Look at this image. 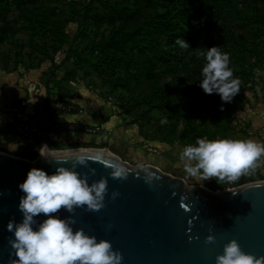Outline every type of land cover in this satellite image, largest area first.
<instances>
[{
	"label": "rangeland",
	"instance_id": "1",
	"mask_svg": "<svg viewBox=\"0 0 264 264\" xmlns=\"http://www.w3.org/2000/svg\"><path fill=\"white\" fill-rule=\"evenodd\" d=\"M61 1L39 0V2L50 6H62ZM77 1L72 6H63V15L66 18H70L71 13L77 10L82 13V9L79 8L87 3L92 2V8L86 11L80 28L74 21L65 25L64 32L72 43L70 48L68 45L57 47L56 41L43 37L41 34H31L25 30L24 26L27 22L22 18L19 9L11 6L6 17L0 18V71L6 73L16 71L21 75L24 73L28 75L34 71L39 72L38 80L41 83L35 85L44 89L45 96L49 100H65L73 104L76 110L81 108L94 121L104 122L107 116L110 117L115 122L114 128L121 127L123 129H120L122 133L119 129L111 131L106 141L107 146L104 147H107L110 153L129 165H154L171 177L183 179L189 188L203 186L212 191L235 188L237 187L234 186L235 182L241 183L251 177L255 179L254 181L264 180V158H261V161L258 162L259 166L255 170L242 174L235 181H219L221 184L214 178L203 181L190 177L184 171L183 164L179 159L183 146L196 143L192 138L194 134H199L208 140L222 138L247 140L260 137L252 131L251 117L247 114L246 108L249 98L247 95L254 88L251 85L253 82L261 81V73L264 68V61H262L264 57V0H236L238 8L248 7L249 15L258 14V18L254 22L249 19L245 23L225 22L223 19L217 21L220 27L231 30L233 37L235 36V39L246 49L244 59L228 52L229 67L233 69L234 77L241 81V88L233 100L226 103L230 106L227 111L219 112L218 104L221 102V98L219 94L213 93L216 99L205 97V103L199 109L189 111L184 108L171 116L168 115L169 110H166L167 113L152 110L141 119H138V115L144 110V107L136 109L132 105L134 98H139L140 91L131 92V89L121 86L112 88V84L121 78L123 68H106L100 62L93 60L92 64L82 63V59H80L89 58L91 46L121 26H127L128 23L117 22L115 26L100 23L97 21V16L102 14L103 10L98 1ZM45 22L52 24L53 21L52 18H48ZM224 34L225 32L220 31L216 32L214 36L218 40H233L232 37L225 38ZM254 57L258 58L257 60L260 62L254 67V74L250 75V63ZM73 58H79V62L73 63ZM246 64L247 67H245ZM65 72H74V78L70 81H63L62 76ZM29 93H27L28 96H30ZM164 118H167L168 122L161 124V120ZM138 130L141 131L144 140L136 133ZM93 136L98 139L106 138ZM113 139L115 142L110 144ZM147 139H153L154 145L163 141L169 144L164 149L158 146L159 148H155L156 152H152L147 149L149 148L148 141H145ZM255 141L263 143L262 138L255 139ZM102 147V143H85L69 144L52 150L105 149Z\"/></svg>",
	"mask_w": 264,
	"mask_h": 264
},
{
	"label": "water",
	"instance_id": "2",
	"mask_svg": "<svg viewBox=\"0 0 264 264\" xmlns=\"http://www.w3.org/2000/svg\"><path fill=\"white\" fill-rule=\"evenodd\" d=\"M42 144L50 148L45 129ZM72 155L84 158L86 164H78L76 171L86 174L89 184L101 177L107 179L104 207L98 211L76 208L74 214L61 209L55 215L61 219L74 215V230L83 228L97 240H109L113 250L122 254L121 264H216V256L232 239L243 251L264 256V180L212 191L203 186L189 188L183 179L154 165H129L94 152L57 153L48 159L39 152L31 159L0 152V264L17 259L9 244L14 234L7 225L10 220H23L19 202L24 193L19 184L32 167L52 174L57 163L63 162L57 159ZM113 163L128 170L127 178L110 175ZM64 166L70 167L71 160ZM145 169L153 173L150 183L144 179ZM113 191L119 192L115 199ZM44 219L43 214L36 217L38 223ZM209 235L213 242H206Z\"/></svg>",
	"mask_w": 264,
	"mask_h": 264
},
{
	"label": "trees",
	"instance_id": "3",
	"mask_svg": "<svg viewBox=\"0 0 264 264\" xmlns=\"http://www.w3.org/2000/svg\"><path fill=\"white\" fill-rule=\"evenodd\" d=\"M96 1L103 10L97 16V21L110 26H115L117 22H126L128 25L98 40L89 49L90 57L80 58L81 62L92 64L93 60L106 68H123L121 78H117L112 88L121 86L131 89V92L140 91L139 98L132 101L136 109L144 107L138 119L152 110L164 113L169 110V116L184 108L196 110L204 105L205 97L216 99L215 95L206 94L200 87L202 67L206 60L198 53L219 46L221 52H229L244 59V46L233 37L231 30L220 27L217 21L223 19L225 22L245 23L248 19L254 22L258 18L257 13H247L248 7L238 8L236 0ZM77 2L62 0V6H50L39 0H0V18H5L11 6H14L27 22L25 30L56 41L57 47L68 45L70 48L72 43L64 32L65 25L74 21L80 28L86 11L92 8V2L87 3L79 8L82 13L77 10L71 13L70 18H66L63 6H72ZM48 18H52V24L45 22ZM220 31L225 32V38L232 37L233 40L216 39L214 34ZM177 37L185 39L190 47L181 49L175 43ZM78 59L73 58V63L77 64ZM257 59H251L250 75L254 74V67L260 62ZM73 78L74 72H65L62 76L63 81ZM251 86H254V82ZM228 107L222 100L218 104L219 112L227 111ZM137 133L143 138L141 131ZM192 138L196 141L202 137L194 134ZM145 141L149 144L154 140ZM159 144L169 143L163 141ZM102 146H106V143H102ZM254 180L251 177L241 183L235 182L234 186Z\"/></svg>",
	"mask_w": 264,
	"mask_h": 264
},
{
	"label": "clouds",
	"instance_id": "4",
	"mask_svg": "<svg viewBox=\"0 0 264 264\" xmlns=\"http://www.w3.org/2000/svg\"><path fill=\"white\" fill-rule=\"evenodd\" d=\"M175 43L181 49L190 47L180 37ZM198 55L206 60L200 87L206 94L217 93L223 102L230 103L239 93L241 81L234 77L233 69L229 67V54L221 52L219 46H212ZM167 122V118L161 120V124ZM45 148L48 147L42 145L38 151L41 157L48 159L52 156ZM261 158H264V143L252 139L197 138L195 144L183 146L179 154L184 171L190 177L203 181L214 178L218 183L235 181L242 174L255 170ZM69 159L71 166L65 167ZM57 160L63 162L57 163L54 173L48 174L41 168L32 167L19 184L24 193L19 202L23 220L20 223L10 220L7 225L8 231L14 234V238H9V244L17 257L10 264H121L122 254L113 250L109 240H97L83 228L74 230V215L64 219L55 215L61 209L71 214L76 208L100 210L108 192L107 179L101 177L89 184L87 175L76 171L78 164H86L82 156L72 155ZM110 168L113 178H127L128 170L122 165L113 163ZM91 171L95 172L94 169ZM145 173L144 179L150 183L153 173L147 169ZM111 195L115 199L119 192L113 191ZM40 214L46 219L38 223L36 217ZM37 223L38 227L34 228ZM213 241L212 235L207 236L206 242ZM216 264H264V256L257 257L243 251L238 241L232 239L224 245L223 253L216 256Z\"/></svg>",
	"mask_w": 264,
	"mask_h": 264
},
{
	"label": "crops",
	"instance_id": "5",
	"mask_svg": "<svg viewBox=\"0 0 264 264\" xmlns=\"http://www.w3.org/2000/svg\"><path fill=\"white\" fill-rule=\"evenodd\" d=\"M264 67V66H263ZM39 72L34 71V73H29L21 75L19 72H10L6 73L0 71V152L9 154L12 156L31 159L35 158L38 155V149L40 148L39 142H31L23 140L17 136L5 133L3 130L4 124L11 120V115L7 111L8 104L12 103L15 100L19 99H31V105L33 108H37L35 102L45 94L44 89L40 86H36V83H41L38 80ZM261 81L254 83V88L248 93V105L246 110L247 114L250 115V122L253 133H256L257 136L251 139L262 138L264 143V68L261 73ZM258 79V78H257ZM259 80V79H258ZM259 88V92L257 89ZM28 92L30 96H28ZM72 101V100H71ZM74 102V101H73ZM79 104L78 102H74ZM80 105V104H79ZM249 106V107H248ZM255 107L252 109L251 107ZM58 121L63 122H75V123H100L104 128L113 131L118 130L122 133L123 129L118 127L114 128V120L107 116L106 121H94V119L87 113H73V114H60L55 117ZM137 133V132H136ZM138 134V133H137ZM102 136V135H97ZM96 138L93 135H87L79 132H48L47 141L50 148H60L67 146L69 144H85V143H107V138ZM42 142V140H41ZM115 140H111V143H114ZM109 143V142H108ZM57 144V145H55ZM53 145H55L53 147ZM107 146V145H106ZM103 148V147H102ZM89 149V148H86ZM92 149V148H90ZM100 149V148H94ZM108 150V148H105ZM58 150V149H55ZM113 154V153H112ZM114 155V154H113ZM116 156V155H115ZM117 157V156H116Z\"/></svg>",
	"mask_w": 264,
	"mask_h": 264
},
{
	"label": "built area",
	"instance_id": "6",
	"mask_svg": "<svg viewBox=\"0 0 264 264\" xmlns=\"http://www.w3.org/2000/svg\"><path fill=\"white\" fill-rule=\"evenodd\" d=\"M33 108L31 99H19L8 104L7 111L11 115V120L4 124L5 133L17 136L23 140L39 142L40 147L43 145L41 140L44 129L46 132H79L87 135H102L106 137L111 132L104 128L100 123H75L63 122L55 119L60 114L83 113L81 108L66 102L65 100H49L45 94L39 98ZM149 151L156 152L158 146L166 147V144L147 143ZM52 149V148H51ZM36 158V157H35Z\"/></svg>",
	"mask_w": 264,
	"mask_h": 264
},
{
	"label": "bare ground",
	"instance_id": "7",
	"mask_svg": "<svg viewBox=\"0 0 264 264\" xmlns=\"http://www.w3.org/2000/svg\"><path fill=\"white\" fill-rule=\"evenodd\" d=\"M45 151L49 152L50 154H57V153L59 154V153H66V152H94V153H99V154L120 160L118 157H116L112 153H110L107 149H82V148H80V149L56 151V150H52L51 148H48V150H45Z\"/></svg>",
	"mask_w": 264,
	"mask_h": 264
}]
</instances>
